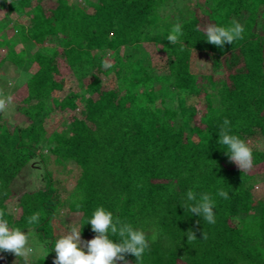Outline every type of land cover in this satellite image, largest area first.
Returning <instances> with one entry per match:
<instances>
[{
	"label": "trees",
	"instance_id": "16d2710c",
	"mask_svg": "<svg viewBox=\"0 0 264 264\" xmlns=\"http://www.w3.org/2000/svg\"><path fill=\"white\" fill-rule=\"evenodd\" d=\"M209 1L161 17L168 0H51L45 6L0 0L11 22L0 21V71L5 62L37 67L21 96H11L12 117L21 121L10 125L0 112V210L10 228L32 229L54 255L58 208L79 213L87 241L96 233L85 222L102 206L114 220L145 232L149 249L139 264H264V198L254 192L256 176L234 166L218 143L225 118L231 134L246 143L256 133L264 137V0ZM234 20L245 29L243 40L222 48L207 43V23ZM177 22L183 47L166 39ZM147 45L158 48L148 52ZM28 46L35 50L28 53ZM197 55L226 73L211 82L212 93L191 69ZM70 76L81 83L78 90H69ZM200 94L199 111L191 100ZM172 97L175 106L168 104ZM48 109L57 111L49 129L42 118ZM43 147L57 162L74 164V185L61 198L45 171L43 189L23 192L14 218L5 211L12 182L32 158L44 161ZM250 148L253 167L264 164V149ZM221 188L228 199L217 195ZM189 189L211 194L215 224L182 207ZM34 213L39 223L28 224ZM190 229L197 239L189 244ZM11 255L0 252V260L7 264ZM125 259L137 264L132 255ZM35 264L48 262L40 257Z\"/></svg>",
	"mask_w": 264,
	"mask_h": 264
},
{
	"label": "clouds",
	"instance_id": "9594fccd",
	"mask_svg": "<svg viewBox=\"0 0 264 264\" xmlns=\"http://www.w3.org/2000/svg\"><path fill=\"white\" fill-rule=\"evenodd\" d=\"M244 27L237 21H233L228 26H221L216 23H207L203 32L207 43L217 47H223L226 43L233 44L234 41L244 39ZM183 35L182 25L175 23L167 35V40L172 44L184 43L180 37ZM105 67L110 65L105 64ZM11 97L0 96V112L5 111ZM219 145L226 149V155L230 162L236 164L241 172H247L253 167V153L248 144L237 135L231 134V122L225 118L219 130ZM217 195L228 199V193L222 188L218 189ZM193 215L200 216L208 224L216 223L215 202L209 193H197L189 189L186 193V200L182 206ZM39 214H32L28 217V224H38ZM85 223H90L91 229L96 233L95 237L81 240V229L73 226L64 235L60 236L54 243L53 249L55 257L53 264H117L122 261L128 264L126 255L136 258L137 264L142 259L146 250L149 249V240L145 232L135 229L132 224L121 221L119 218L113 219L111 212L104 207H98L93 212L90 219ZM187 242L197 239L193 230L186 233ZM111 237L117 238L114 242ZM207 234L203 232V239ZM155 241L156 235L151 237ZM33 248L29 246V235L20 228H10L8 220L5 219V212L0 210V252L14 254L17 258H22L27 264Z\"/></svg>",
	"mask_w": 264,
	"mask_h": 264
},
{
	"label": "rangeland",
	"instance_id": "374dc122",
	"mask_svg": "<svg viewBox=\"0 0 264 264\" xmlns=\"http://www.w3.org/2000/svg\"><path fill=\"white\" fill-rule=\"evenodd\" d=\"M51 0H41L42 5H46V3H50ZM81 3V0H76ZM93 1V0H92ZM209 4V0H168L166 5L159 9V15L161 17L169 14L173 9L184 8L185 5L191 4H200V3ZM188 6V5H187ZM10 18L7 14H4L0 11V21H3L4 24L10 25ZM13 24V23H12ZM146 50L148 52L155 50L158 46H150L147 45ZM29 47V46H28ZM21 48V47H20ZM30 48V49H29ZM28 53H32L35 50V47H29ZM144 51L148 53L147 51ZM46 55H49L51 49H47L43 51ZM153 52V51H152ZM157 56V55H155ZM150 60V59H149ZM147 62H149L147 60ZM146 62V63H147ZM212 61L210 57L206 56H195L191 59V69L198 74L199 82L202 80L204 82L203 85L206 89V92L212 93L214 90L211 82L214 80H220L225 77V72L223 68L220 66L219 68H214L212 66ZM37 67L35 64H27V62H23L20 68L15 67L9 62H5V65L1 68V76H0V96L5 97H15L19 98L21 93L23 92V83L26 78L35 72ZM70 80L74 78L72 76L69 77ZM75 80V79H74ZM71 83L69 86V90L80 88L81 83H77L76 80ZM164 86V85H163ZM159 88V87H158ZM68 90H64L60 93V96H63L67 93ZM204 92V91H203ZM170 95V93L168 94ZM171 103V106L176 105L175 98L172 97L168 101V104ZM191 103L194 104L198 110L204 106L203 95L200 94L196 98L191 100ZM9 107V108H8ZM8 108V109H7ZM7 110L4 111L5 118L8 119L9 124L18 123L21 120H14L15 117H12V111L10 108V103L7 106ZM57 111L50 112L49 109L42 114V118L45 120V126L47 129L51 128L52 123H54L56 119ZM247 143L250 147L256 149H264V137L260 136L256 133L254 136L247 138ZM43 153L45 154L44 161H40L37 157L32 158L30 162L21 170V172L17 175V177L12 182L11 188L13 195L5 201V211L11 213L14 218L19 215V209L17 206L18 198L23 192H32L37 189H43L44 179L43 174L45 171L51 173L53 180L55 181V186L59 189L60 197L64 198L69 190L74 185V180L78 175V171L74 164L70 161L60 163L57 162L54 156L50 155L45 147L42 148ZM233 163V162H232ZM236 166L235 163H233ZM252 172L255 174L256 178L254 180V192L258 195V198H264V164L253 167ZM264 201V199H263ZM56 219V234L55 240H57L60 236L66 234L71 227L75 226L79 228V213L71 212L67 209L66 205H62L58 208L57 213L55 215ZM25 233L29 235V246L33 248V253L30 255L27 264H35L38 258H44L47 260L48 264H53L55 254H50L47 248V242L38 239L37 234L34 233L32 229L24 230ZM92 237H88L86 240H90ZM82 240V239H81ZM0 264H5L4 260H0ZM7 264H25V261L22 258H17L14 254L10 256V261Z\"/></svg>",
	"mask_w": 264,
	"mask_h": 264
}]
</instances>
